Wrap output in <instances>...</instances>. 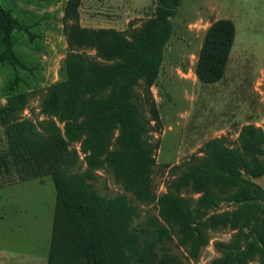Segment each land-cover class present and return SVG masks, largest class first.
<instances>
[{"label":"trees","instance_id":"obj_1","mask_svg":"<svg viewBox=\"0 0 264 264\" xmlns=\"http://www.w3.org/2000/svg\"><path fill=\"white\" fill-rule=\"evenodd\" d=\"M54 1V0H38ZM183 0H157L155 14L130 37L114 28L90 29L78 22L81 0H67L64 13L68 53L65 78L52 83L42 112L63 123L40 131L20 113L27 99L16 93L0 109L8 156L20 179L51 175L56 189L47 264H194L210 242L211 232L229 230V241L215 242L220 253L210 264H264V131L245 124L238 145L226 137L210 139L200 154L170 167L166 190L157 193L155 147L134 90L143 80L151 87L159 77L173 19ZM71 20L72 22H68ZM0 60L17 62L13 33L24 26L0 5ZM236 26L228 18L207 29L196 74L203 83L221 80L235 42ZM93 52V53H92ZM153 120H159L155 102ZM117 147L111 150L114 132ZM78 142L86 169L73 172ZM3 165L8 164L4 158ZM108 168L136 201L154 203L144 224L132 226L138 206L125 194L101 195L96 171ZM223 205L227 207L223 208ZM177 238L183 256L169 243Z\"/></svg>","mask_w":264,"mask_h":264},{"label":"rangeland","instance_id":"obj_2","mask_svg":"<svg viewBox=\"0 0 264 264\" xmlns=\"http://www.w3.org/2000/svg\"><path fill=\"white\" fill-rule=\"evenodd\" d=\"M66 3L67 0H0V5L24 26L13 33L18 61L0 60V109L9 97L24 94L27 102L20 115L43 132L49 123L63 129L56 117L42 112V102L48 86L65 78ZM156 6L157 0H81L78 22L90 29L114 28L130 37L155 14ZM223 18L233 20L236 26L228 67L221 80L203 83L196 74L199 53L207 29ZM173 28L158 79L151 87L141 80L134 90V101L150 127L145 140L155 147L159 164L154 174L158 194L166 190L169 168L200 154L210 139L224 136L236 146L245 124H255L264 131V0H183ZM153 102L158 107V121L153 120L150 111ZM118 135L116 130L111 150L117 147ZM70 150L75 153L70 169L85 170L80 143H73ZM4 158L8 159L7 165H3ZM96 174L98 193L108 197L125 194L138 206L140 216L132 226L138 228L148 213H157L154 203L136 201L108 168ZM255 181L264 188V176ZM55 201L51 175L20 179L8 156L5 127L0 122V264H47ZM231 237L229 230L211 232L209 244L194 264H210L220 255L215 242H227ZM168 245L179 255L185 254L177 238ZM249 264L260 263L254 260Z\"/></svg>","mask_w":264,"mask_h":264},{"label":"crops","instance_id":"obj_3","mask_svg":"<svg viewBox=\"0 0 264 264\" xmlns=\"http://www.w3.org/2000/svg\"><path fill=\"white\" fill-rule=\"evenodd\" d=\"M47 263H48V257H47Z\"/></svg>","mask_w":264,"mask_h":264}]
</instances>
